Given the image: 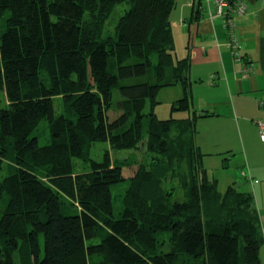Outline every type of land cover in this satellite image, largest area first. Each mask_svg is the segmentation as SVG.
Masks as SVG:
<instances>
[{
    "label": "trees",
    "instance_id": "16d2710c",
    "mask_svg": "<svg viewBox=\"0 0 264 264\" xmlns=\"http://www.w3.org/2000/svg\"><path fill=\"white\" fill-rule=\"evenodd\" d=\"M178 2L0 0V168L13 164L0 175V264H262L253 192L221 191L209 175L195 141L203 115L173 116L191 111L190 61L175 55ZM176 85L184 96L161 119L157 96ZM96 143L144 147L148 165L109 151L99 160ZM168 177L184 200L165 189Z\"/></svg>",
    "mask_w": 264,
    "mask_h": 264
},
{
    "label": "crops",
    "instance_id": "0c3cea01",
    "mask_svg": "<svg viewBox=\"0 0 264 264\" xmlns=\"http://www.w3.org/2000/svg\"><path fill=\"white\" fill-rule=\"evenodd\" d=\"M216 10L212 0H179L171 14L176 58L190 61L191 111L183 112L185 115L178 118L193 113L203 115L197 121L195 141L207 160L240 155V163L249 168L254 178L253 194L264 229V164L250 160L254 143H264L257 124L264 122V0H249L247 11L236 19L241 37L239 62L227 45V30L221 18L212 17ZM180 88L182 98L184 88L182 85ZM213 122L214 129L210 130L211 124L206 132L198 128L199 123ZM230 130L239 131L237 147L229 144L235 132ZM263 249L264 246L261 259Z\"/></svg>",
    "mask_w": 264,
    "mask_h": 264
},
{
    "label": "rangeland",
    "instance_id": "374dc122",
    "mask_svg": "<svg viewBox=\"0 0 264 264\" xmlns=\"http://www.w3.org/2000/svg\"><path fill=\"white\" fill-rule=\"evenodd\" d=\"M128 6L124 3L120 6H118L113 13L110 23H109V29L114 30L116 23L118 22L119 17L124 13V10ZM4 21H0V33L4 29ZM180 85L176 86H171V87H166L163 88L158 96V104L155 107V112L158 115L159 118L161 119H168L172 117V105L174 101H177L179 98H181L180 93ZM3 93H0V106L4 104V99H2ZM119 92H115V97L118 98ZM120 99V98H119ZM116 99L115 105L118 106L120 100ZM121 105L125 109L126 106H124V102L121 100ZM122 114V110L116 111L113 110L110 112L111 118L114 119L118 115ZM185 115L183 112L178 111L174 113V117L178 116H183ZM211 124V125H210ZM210 125V130L215 128L216 123H199L198 128L202 131H204L208 126ZM45 126H43L44 128ZM230 131H235V130H230ZM206 132V131H204ZM214 132V131H212ZM40 138L41 140L46 139V133L45 131H40ZM237 139H240V134L239 131H235L234 133L231 134L229 138V144L231 146H238L239 141ZM254 151L250 153V160L251 162L254 163H263L264 164V143H254ZM143 149L138 150V151H115L113 150L108 143H96L92 146V152H93V157L97 159H102V156L104 152L109 151V154L111 155L112 158H119L120 160H125L127 161V158L130 160H134L135 162H141L143 164L148 165L149 162V155L145 153L144 147ZM220 150V149H219ZM240 155L238 154H233V155H222V156H215L209 157L207 160V156L205 157L206 159L204 160L205 167L208 168L209 170V175L211 178H217L220 181L219 188L221 191H225L226 188L234 184L237 186L241 191H250L254 192L253 189V179L251 178V175L249 173V168L244 166V163H240V160L238 159ZM234 158V159H232ZM232 159V160H231ZM229 163V165H228ZM13 164L9 160H4L2 162V170L0 168V175L1 176H6L9 174L10 170H12ZM245 173V174H244ZM252 180V181H251ZM163 186L165 189H173V193L175 195V199L178 200H184L185 198V189L182 187L179 181V177L170 179L168 177L163 181ZM127 188V183H122L118 184L113 188V193L115 196V213L118 215L120 210H121V195ZM255 197L256 205L257 207L258 202L256 200L255 194H253ZM168 241V237L166 238ZM42 249L44 250V240L42 239ZM262 259L264 261V249L262 250ZM16 261L18 262V258H16Z\"/></svg>",
    "mask_w": 264,
    "mask_h": 264
},
{
    "label": "built area",
    "instance_id": "2783aa9c",
    "mask_svg": "<svg viewBox=\"0 0 264 264\" xmlns=\"http://www.w3.org/2000/svg\"><path fill=\"white\" fill-rule=\"evenodd\" d=\"M217 6L216 13L212 14L218 16L222 19L223 25L227 30V44L233 51V55L236 60H241V38L238 32V24L235 20L234 15H241L247 11L249 0H234L232 3L230 0H212ZM251 68L247 69V72ZM258 127L260 128V136L262 141H264V122H258ZM245 174V173H244Z\"/></svg>",
    "mask_w": 264,
    "mask_h": 264
}]
</instances>
